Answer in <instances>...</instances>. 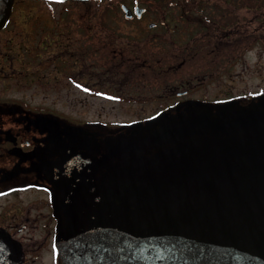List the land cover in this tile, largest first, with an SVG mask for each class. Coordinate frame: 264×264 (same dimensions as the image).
Returning <instances> with one entry per match:
<instances>
[{"label": "water", "instance_id": "1", "mask_svg": "<svg viewBox=\"0 0 264 264\" xmlns=\"http://www.w3.org/2000/svg\"><path fill=\"white\" fill-rule=\"evenodd\" d=\"M14 3L0 0V31ZM191 105L48 169L64 264H264V93ZM0 264H22L1 237Z\"/></svg>", "mask_w": 264, "mask_h": 264}, {"label": "flooded vegetation", "instance_id": "2", "mask_svg": "<svg viewBox=\"0 0 264 264\" xmlns=\"http://www.w3.org/2000/svg\"><path fill=\"white\" fill-rule=\"evenodd\" d=\"M126 6L130 9L129 16L121 11L125 21L141 22L148 15L151 19L150 14L154 20L149 21L140 34H124L118 28H111L114 32L105 40L117 45L106 60L97 56L98 60L103 66L132 68L135 74H120L116 79L106 76L107 83L118 84L114 86L115 92H104L106 86L99 92L118 101L141 97L166 101L151 116L132 122H144L160 112L187 111L193 101L211 106L234 99L246 104L264 93L263 89H258L231 95L225 90L209 95L200 89L193 92L195 88L191 84L196 78L208 82L229 81L233 68L247 61L246 55L251 49L264 47V0H132L131 5ZM136 7L142 11L136 12ZM111 13L100 14L102 23L108 24L105 19ZM9 22L0 34L9 30ZM72 22L70 30L77 24ZM76 30L82 36L88 32L86 28ZM72 35L68 36L70 43L64 45L66 51L70 44L74 45ZM57 41L56 37V44ZM81 41L88 43L89 48L95 38L85 36ZM102 46L101 52H104L107 47ZM15 47L21 52L17 60L23 71L28 64H37L41 57L40 53L32 54L26 44L0 46V237L19 246L22 264H64L56 245L58 221L54 203L57 191L49 182L47 171L73 149L99 156L103 152L101 140L116 133L108 135L107 125L100 122L75 125L24 97H3L5 83L18 80L22 74L27 79L24 72L17 75L6 69V63L16 58L11 53ZM85 48L86 45L82 56H88L91 66V57L89 53L84 54ZM59 54L56 58L61 57L59 60L63 63L66 61L67 75L73 83L75 75L69 71L78 62L77 56L72 52H67L68 56ZM182 69H186L189 76L179 73ZM123 80L133 86L120 85L118 82ZM126 89L134 90L135 96L127 95ZM128 124L118 132H127Z\"/></svg>", "mask_w": 264, "mask_h": 264}, {"label": "rangeland", "instance_id": "3", "mask_svg": "<svg viewBox=\"0 0 264 264\" xmlns=\"http://www.w3.org/2000/svg\"><path fill=\"white\" fill-rule=\"evenodd\" d=\"M131 1L122 0L120 3L131 5ZM61 9L77 11L81 7L68 3L48 6L44 1L15 0L11 20L7 26L9 30L0 34V46L5 43L16 46L26 44L32 54L40 53L41 57L37 64H28L27 70L23 71L20 67L21 63L17 60L18 54L21 52L16 47L14 52L11 51L16 58L6 63V69L9 73L16 72L17 75L20 71L24 72L27 79H24L25 76L22 74L19 75L18 80H10L5 83L2 89L3 97H24L32 103L41 104L43 109H47L49 112L53 111L57 113L58 118L75 125L100 122L107 126L118 123L128 124L132 121L145 119L151 116L161 103L166 102L165 100H151L148 97H141L139 100L133 98V100L118 101L106 98L99 92L100 88H104L103 86L108 84L107 77H104L101 70L94 69L89 65L88 56L83 58L82 49L85 45L87 49L88 43L81 41L85 36L77 32V26L74 24L73 30H70V27L63 25L64 21L52 16V11L58 12ZM241 11L244 12L245 9ZM148 16L141 22L125 21L121 10L113 7L111 15L106 17L105 21L111 28H118L124 34H140L146 30L147 23L154 20V16L150 14L151 19ZM73 17L76 16L73 14ZM71 18H69L70 23L72 22ZM75 22L82 23L78 18H75ZM87 23L89 22L87 21ZM70 32H74L73 35H70L75 39V42L74 45L70 44L69 50L66 51L64 45L70 43L68 37L70 35H67ZM56 37L58 44H56ZM9 38L11 40L7 42ZM90 42V45L94 44V42ZM67 52H72L78 60L74 68L69 71L72 76L75 75L73 83L69 81L67 68L59 60L61 57L56 58L60 55L59 53H65L68 56ZM246 56L247 61L243 65L238 63L233 68L234 74L229 81L208 82L196 78L191 80L192 87L195 88L193 92L200 89L211 95L227 90L231 95H241L258 89L264 90V47L253 48ZM52 57L55 58L54 62L50 61ZM179 73L188 75L186 69H182ZM197 82L200 83L196 85ZM118 83L124 85L126 81ZM130 85L125 84L126 87ZM125 91L128 93L127 95L135 96L134 90L126 89Z\"/></svg>", "mask_w": 264, "mask_h": 264}, {"label": "trees", "instance_id": "4", "mask_svg": "<svg viewBox=\"0 0 264 264\" xmlns=\"http://www.w3.org/2000/svg\"><path fill=\"white\" fill-rule=\"evenodd\" d=\"M122 0H94V1H89L85 3H75V2H67L70 5H75L81 7L80 10L77 11H69V9L64 10H59L58 12L52 11L53 17L57 18L58 20L60 19L61 21H64V24L66 27H69L70 20L69 18L72 17V21L77 17L80 19L82 23H77L76 26L81 29V28H86L88 30L87 34L85 36L95 38V42L93 45H89V48L84 49V54L87 55L89 53V56L91 57L92 64L91 66L94 69L101 70L102 74L105 76H110L116 79L120 74L126 75V76H131L134 75L135 73L133 72L132 68L128 67H114V66H103L99 60V56L102 60H106V56L110 53L112 54L111 50L114 46L117 45L116 42L114 41H108L105 40L108 38L109 34H113V30L109 26V24H104L102 23V19L100 17V14H106L109 12H112L113 7L119 8V4ZM48 4V6L52 5H62V4H57V3H50V2H44ZM65 4V3H63ZM114 12V11H113ZM73 14L76 17H73ZM87 21L89 23H87ZM83 30V29H82ZM84 33V32H83ZM61 34V33H60ZM99 41H98V40ZM104 41V42H102ZM109 43V45H108ZM102 44H105L107 47L104 52H101V48H103ZM99 47H101L99 49ZM100 50V51H99ZM66 63V61H65ZM65 63L62 62L63 65ZM116 83H108L106 85V89L104 92H115L114 86ZM125 125H111V126H106L108 128V131H106L107 134H114L118 131H123Z\"/></svg>", "mask_w": 264, "mask_h": 264}]
</instances>
